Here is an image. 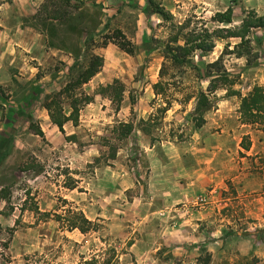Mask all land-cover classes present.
Segmentation results:
<instances>
[{
	"label": "rangeland",
	"instance_id": "1",
	"mask_svg": "<svg viewBox=\"0 0 264 264\" xmlns=\"http://www.w3.org/2000/svg\"><path fill=\"white\" fill-rule=\"evenodd\" d=\"M84 1L86 9L70 1L84 12L78 26L87 34L78 43L92 36L103 65L81 87L93 101L81 108L78 124H64L65 134L75 138L66 141L41 115L44 96L69 80L74 63L67 52L48 46V37L53 57L35 65L32 77L28 69L23 79L0 86V264H102L111 255L110 264H204L208 254L207 264H264V131L239 121V97L225 88L209 95L204 123L197 128L193 121L196 93L208 84L207 65L219 57L231 89L246 95L264 86V32L249 34V63L231 53L239 41L229 37L175 65L163 52L170 22L147 0ZM155 1L174 23L189 28L223 27L211 17L228 6L239 20L229 26L239 25L248 10L264 12V0ZM72 6L68 10L76 12ZM116 28L136 52L112 42ZM114 79L124 86L118 107L95 92ZM156 82L162 83L157 95ZM166 101L169 108L160 110ZM64 110L69 113L66 103ZM120 122L133 124L122 139L114 129ZM38 126L43 137L34 133ZM244 135L248 150L240 145ZM69 205L99 229L83 234L62 226L52 213Z\"/></svg>",
	"mask_w": 264,
	"mask_h": 264
},
{
	"label": "trees",
	"instance_id": "2",
	"mask_svg": "<svg viewBox=\"0 0 264 264\" xmlns=\"http://www.w3.org/2000/svg\"><path fill=\"white\" fill-rule=\"evenodd\" d=\"M47 1L52 2L51 6H53V10L50 13H48L49 4ZM70 1L44 0L34 16L38 19L42 15V12H45L44 16L40 17V22L36 24L46 37H48V46L63 50L74 58V63L68 68L71 75L69 80L59 90L46 94L41 104L46 109L50 121L65 135L66 141H72L75 135H66L64 124L71 121L76 126L81 108L93 101V95L84 92L81 90V87L91 80L103 65V57L92 51L91 47L95 45L92 36H86L82 44H80L81 46L79 45L78 42L82 34H87L83 26H78L84 17V12L80 6H72ZM75 1H78L86 9V1ZM147 1L153 13L159 14L163 20L170 22L172 32L168 37V42L165 44L163 52L164 57L175 65L190 63L192 54L197 50L201 52L211 51L215 46L216 38L238 37L240 40L235 43L231 53H236L240 57H248L252 51L251 39L249 37L251 30L264 28V14L259 15L254 10H248L239 25L229 26L232 23L233 8L231 6H228L223 11L215 12L211 17L214 22L223 25V27H216L213 30L198 26L189 28V25L186 23H174L172 21V14L160 3H157L155 0ZM69 6L75 8L76 12L68 10ZM93 13L95 16L98 14L95 10ZM98 24L99 22L96 21L93 29ZM73 34H75V39L73 38ZM56 39L60 42L58 43ZM111 39L113 43L126 53L133 54L136 52L135 44L126 37L121 29H114ZM107 42L108 40H103L102 45H105ZM79 56L82 57L81 61L78 60ZM247 60L249 63V57ZM220 61L221 57L207 65L205 74V77L208 79L207 87L205 90L200 89L196 93L195 115L193 117L195 127L198 128L204 123L205 119L203 114L212 107L209 95L218 88H225L227 95H237L239 97V105L237 108L239 121L242 124L257 125L258 128L264 131V86L255 85L246 95H241L238 91L231 89L230 86L233 84V80L230 79L228 72L222 67ZM152 87L156 95L161 94V82L154 83ZM123 91V83L118 79H114L112 83L99 85L95 92L103 96L108 95L110 100L118 107L122 100ZM64 103L68 105L69 113L65 112ZM169 105L170 102L166 101L165 105L159 109L166 111ZM0 110H2V106ZM1 118H3V114ZM28 118L31 119V116L28 115ZM29 127H34L31 120ZM114 129L118 131V138L122 139L131 133L133 124L130 122H120ZM34 133L41 137L44 135L39 126L34 129ZM246 139L247 142H245ZM240 145L245 150L249 149L250 142L247 135L242 137ZM66 187L73 189L75 185L67 183ZM1 193L2 190L0 189V197H3ZM63 201L67 204L66 200ZM42 215L48 216L49 213L43 212ZM52 215L56 221H59L68 230L77 229L83 234L97 231L100 226L96 221L89 219L83 211L71 205L63 208L61 213H52ZM112 257L111 255L105 258L102 264H110ZM209 259L210 256L208 254L203 263L207 264ZM113 264H119L118 260H114Z\"/></svg>",
	"mask_w": 264,
	"mask_h": 264
},
{
	"label": "crops",
	"instance_id": "3",
	"mask_svg": "<svg viewBox=\"0 0 264 264\" xmlns=\"http://www.w3.org/2000/svg\"><path fill=\"white\" fill-rule=\"evenodd\" d=\"M43 1L0 0V86L9 85L13 79H23L29 70L32 72L28 78L32 77L35 65H42L49 57H53L54 51L46 46V35L34 17ZM258 11L256 7L255 12ZM236 17L233 9L232 22L238 23ZM255 29L264 32V28ZM231 38L240 40L238 37ZM41 115L50 120L46 109ZM263 182L264 179L261 180Z\"/></svg>",
	"mask_w": 264,
	"mask_h": 264
}]
</instances>
